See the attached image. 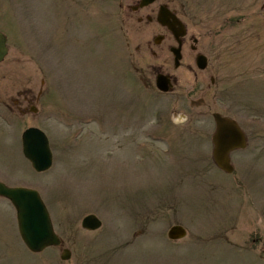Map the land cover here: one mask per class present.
<instances>
[{"label":"rangeland","instance_id":"obj_1","mask_svg":"<svg viewBox=\"0 0 264 264\" xmlns=\"http://www.w3.org/2000/svg\"><path fill=\"white\" fill-rule=\"evenodd\" d=\"M197 1H230L241 5L247 26L254 18L264 25V0ZM129 12L120 0H0L10 48L0 87L13 107L32 101L38 109L26 117L0 108V181L37 189L63 248L72 251L69 261L60 258L63 248L29 252L15 209L0 197V264H264V77L245 78L239 100L201 108L175 94H131L128 67L149 82L158 62L145 53L155 30L127 19ZM242 65L247 75L264 65V43L248 47ZM16 87L21 96L11 94ZM42 91L47 96L36 102ZM214 112L238 120L250 136V146L232 155L238 166L230 176L211 164ZM31 126L50 138L54 166L44 174L22 154L21 134ZM168 134L181 137L180 154L139 152L143 144L164 151ZM188 149L194 157L206 153L209 163L189 164ZM88 214L102 220L100 230L82 229ZM176 224L187 235L171 242L167 233Z\"/></svg>","mask_w":264,"mask_h":264},{"label":"flooded vegetation","instance_id":"obj_2","mask_svg":"<svg viewBox=\"0 0 264 264\" xmlns=\"http://www.w3.org/2000/svg\"><path fill=\"white\" fill-rule=\"evenodd\" d=\"M120 2L123 9L130 11L126 14L127 19L135 18L137 22L144 23L146 27L156 32L153 43L149 40L145 49V53L158 62L152 66L150 81L145 83V73L138 71L139 82L148 92L158 95L175 94L185 102L203 107L207 103L232 102L235 101L234 98L239 100L241 82L245 78L250 83L252 77L264 76V65H254V74L247 75L240 71L244 67L242 64L246 61L248 47L263 46L264 43V33L257 27L261 22L254 18L247 26L241 5L229 3L221 7H212V13L209 14L197 0H156L144 8L140 7L141 0ZM162 8L168 9L176 19L177 34H172L159 24L158 15ZM172 48L179 50L180 59L177 67L174 65ZM131 53L129 51L127 55L129 58L132 56ZM164 53H167V56H164ZM163 57L167 60H161ZM1 73L2 71L0 75ZM159 75L170 78L172 82L170 92L162 93L157 89L156 79ZM246 86L245 84L244 87ZM21 93L19 87L11 92L15 96H21ZM8 100L6 91L0 87V108H6L11 115L16 116L17 111H20L27 117L29 111L34 108L31 105L32 101L26 106L20 103L13 107ZM188 120L186 117L184 121ZM241 128L248 137L246 127ZM187 133L190 134V129ZM167 136L169 140H173L171 134ZM200 136L204 140L207 139L205 131L201 132ZM144 150H147V154L154 152L146 148Z\"/></svg>","mask_w":264,"mask_h":264},{"label":"water","instance_id":"obj_3","mask_svg":"<svg viewBox=\"0 0 264 264\" xmlns=\"http://www.w3.org/2000/svg\"><path fill=\"white\" fill-rule=\"evenodd\" d=\"M154 0H149V3ZM162 24L168 25L172 30L174 24L168 21ZM6 37L0 33V62L7 54ZM167 82L164 78H158V86L164 90ZM217 122V134L214 138L216 143L215 159L218 165L225 169L231 170L228 166L226 157L227 150H218L222 146L231 149L240 147L244 144L243 136L237 125L228 119L215 115ZM23 149L25 156L31 161L34 169L38 172L48 170L52 165V153L50 151L47 137L37 129H30L23 135ZM226 160V161H225ZM0 196L8 198L17 211V220L19 231L25 245L32 252H41L50 246H59L60 239L54 232V228L47 211L46 206L41 200L39 194L25 188H9L0 183ZM83 228L96 230L101 226V222L94 215L87 216L83 220ZM186 235L182 227H173L169 232L171 239H181ZM70 253L65 251L63 259H68Z\"/></svg>","mask_w":264,"mask_h":264}]
</instances>
